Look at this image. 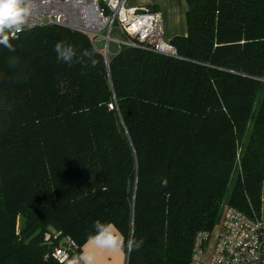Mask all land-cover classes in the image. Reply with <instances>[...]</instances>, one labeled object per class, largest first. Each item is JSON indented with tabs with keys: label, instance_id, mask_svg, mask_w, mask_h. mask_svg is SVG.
<instances>
[{
	"label": "trees",
	"instance_id": "1",
	"mask_svg": "<svg viewBox=\"0 0 264 264\" xmlns=\"http://www.w3.org/2000/svg\"><path fill=\"white\" fill-rule=\"evenodd\" d=\"M185 4L174 56L123 47L105 60L54 25L0 44V264H66L96 220L144 241L127 264H189L225 203L260 217L264 0ZM65 237L77 249L60 262Z\"/></svg>",
	"mask_w": 264,
	"mask_h": 264
},
{
	"label": "built area",
	"instance_id": "2",
	"mask_svg": "<svg viewBox=\"0 0 264 264\" xmlns=\"http://www.w3.org/2000/svg\"><path fill=\"white\" fill-rule=\"evenodd\" d=\"M32 12L24 30L60 26L85 35L107 60L123 47H136L174 56L165 39L160 14L146 6H132L128 0H30ZM114 51L110 53L109 46ZM216 230L213 240L212 233ZM211 234L196 235L189 264H264V218L252 219L224 204L218 225ZM77 249L65 237L52 257L62 262Z\"/></svg>",
	"mask_w": 264,
	"mask_h": 264
},
{
	"label": "clouds",
	"instance_id": "3",
	"mask_svg": "<svg viewBox=\"0 0 264 264\" xmlns=\"http://www.w3.org/2000/svg\"><path fill=\"white\" fill-rule=\"evenodd\" d=\"M32 12L30 0H0V44L8 48L10 51L15 49L9 43L8 33H19L24 30L28 18ZM57 59L68 63L71 66L74 57L76 56L75 50L71 45L65 44L63 41L55 45ZM83 56H91L88 50L83 52ZM82 59L78 58L76 62ZM95 229L94 234L88 236L87 243L91 248L85 247L79 255H73L70 259L66 260V264H96L97 250L108 252L123 251L125 246L129 253L133 250H139L144 241L136 240L134 237H129L125 244V236L112 223H102L96 220L93 223Z\"/></svg>",
	"mask_w": 264,
	"mask_h": 264
},
{
	"label": "crops",
	"instance_id": "4",
	"mask_svg": "<svg viewBox=\"0 0 264 264\" xmlns=\"http://www.w3.org/2000/svg\"><path fill=\"white\" fill-rule=\"evenodd\" d=\"M128 4L146 6L157 11L161 16L165 39L170 41L175 36L186 34L185 0H128ZM261 196L260 217L264 218V183H262ZM85 247L91 248V245L86 242L81 253ZM96 264H126V253L124 250L119 252L97 250Z\"/></svg>",
	"mask_w": 264,
	"mask_h": 264
},
{
	"label": "rangeland",
	"instance_id": "5",
	"mask_svg": "<svg viewBox=\"0 0 264 264\" xmlns=\"http://www.w3.org/2000/svg\"><path fill=\"white\" fill-rule=\"evenodd\" d=\"M109 50H110V53L111 52H113L114 51V46H113V44H110V46H109ZM236 170L234 171V177H235V174H236ZM231 190V184L229 185V188H228V192ZM221 212H222V207H221V209H220V215H221ZM215 232H216V230H214V232L212 233V237H211V239L213 240V238H214V235H215Z\"/></svg>",
	"mask_w": 264,
	"mask_h": 264
},
{
	"label": "water",
	"instance_id": "6",
	"mask_svg": "<svg viewBox=\"0 0 264 264\" xmlns=\"http://www.w3.org/2000/svg\"><path fill=\"white\" fill-rule=\"evenodd\" d=\"M128 254H129V252H127V254H126V264H127Z\"/></svg>",
	"mask_w": 264,
	"mask_h": 264
}]
</instances>
